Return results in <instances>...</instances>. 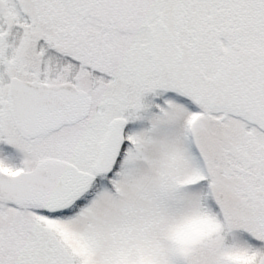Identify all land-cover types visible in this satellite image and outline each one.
Instances as JSON below:
<instances>
[{
  "label": "snow or ice",
  "instance_id": "1",
  "mask_svg": "<svg viewBox=\"0 0 264 264\" xmlns=\"http://www.w3.org/2000/svg\"><path fill=\"white\" fill-rule=\"evenodd\" d=\"M0 264H264V0H0Z\"/></svg>",
  "mask_w": 264,
  "mask_h": 264
}]
</instances>
